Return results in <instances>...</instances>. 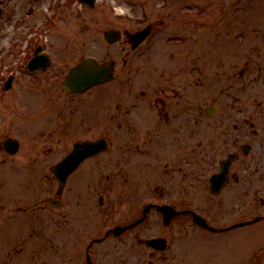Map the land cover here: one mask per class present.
Wrapping results in <instances>:
<instances>
[{"label": "flooded vegetation", "instance_id": "af4514ba", "mask_svg": "<svg viewBox=\"0 0 264 264\" xmlns=\"http://www.w3.org/2000/svg\"><path fill=\"white\" fill-rule=\"evenodd\" d=\"M196 51L195 47H189L184 59H176L170 72L174 81L173 92L161 85L158 88L161 96H154L153 103L135 107L140 109L137 113L139 129L130 127L132 107L123 106L120 101L111 104L109 100V117L122 121L118 126L125 125L131 134L139 130V133L153 136L157 149L141 150L137 157L144 158L146 163L151 158L157 161L160 156L168 157V161L162 163L161 171L163 183L167 187L158 189L161 194H167L169 203L177 209L200 208L203 213L213 215V205L218 195L209 191L207 180L219 168L218 163L228 153L233 154L228 172L230 178L223 190L237 202L233 211L238 212L240 185L254 181L264 183V51L252 50L243 54L242 65L235 63L239 54H231V58L229 54H218L215 73L211 76L208 74L207 49ZM202 101H205V109L201 106ZM208 104L215 105V117L208 116ZM197 137L199 150L202 149L203 141L214 145L222 157L216 160L217 163H195L192 153L196 149L192 141ZM124 146L123 155H126L129 153V143ZM131 161V158L126 160L120 170L113 171L108 167L104 175V191H111L116 182L115 177H120L122 193L133 200L139 198L133 192L138 189L139 179L143 178V163ZM157 164L158 175L160 170ZM96 168L97 163L86 170L79 169L74 175L75 180L92 181ZM75 192L80 193L79 189ZM76 201L79 202V195ZM139 207L141 205L135 202L129 215L139 216ZM184 216L191 217L188 214L177 215L170 227L175 226V223L182 225L181 218ZM170 233L173 236L174 229ZM143 235V225L137 224L131 230L119 234L120 239H107L104 247L106 264H144L146 255V264L149 261L151 264H185L178 256L196 248V245L181 246L177 241L169 240L165 248L156 249L144 246L141 240ZM110 236L112 234L108 233L105 238ZM206 247L213 250L217 248L216 245ZM38 248L41 250L43 246ZM257 254L260 259L264 257V251L259 250Z\"/></svg>", "mask_w": 264, "mask_h": 264}, {"label": "rangeland", "instance_id": "374dc122", "mask_svg": "<svg viewBox=\"0 0 264 264\" xmlns=\"http://www.w3.org/2000/svg\"><path fill=\"white\" fill-rule=\"evenodd\" d=\"M0 1L4 3L3 6L5 9L2 18L0 19V140L10 134H16L22 137L20 151L16 156H13L15 159L37 157L39 160L44 162L52 161L53 159L56 160L58 156L60 157L69 148L71 143V141L69 142L70 139L67 138L63 139V142H58L59 130H67L71 127H80L84 119L87 120L92 115L96 116L102 111V108H99L95 101L97 100L99 94H102L103 96L105 95L104 87H96L81 95L67 96L60 87V74L63 72L65 67L80 56L92 55L97 57L102 62L108 60L109 58H115L118 64H120L124 54H122L120 50V45L106 44L102 37V30L106 27L120 26L123 21V26H135L137 24V19L144 15H148L147 19L150 20L153 18L156 11L155 5H159L160 1L98 0L93 9H88L84 6L81 7L80 4L77 5L81 8L74 6L72 3L69 4L71 6V9H68L69 13L59 15L58 20H56L53 25H48L45 29L49 43L50 38H52V43L54 44L53 65L46 72L35 73L33 75L28 74L27 70L25 71L23 67V62L25 64L28 57L26 56L27 53L22 51L26 43L25 38H20V40H17L16 43L11 46L12 39L7 37L9 35V30L14 17L18 15L19 22L20 17L23 16V14L12 13L14 8H23L25 15L29 4L31 2H35V0ZM184 1H186L188 5L192 6L190 10L191 15L205 16L209 25H230L227 31L224 29L220 31L223 32V36L225 33V37L232 38L239 32L238 31L236 33L231 30L233 27V21L237 19V12L239 11L238 16L241 21V15L244 14V10L247 8L248 3L253 0H208V15H199L197 13L200 9L199 5L201 4L199 1L201 0H181L180 4L183 5ZM46 3L47 0H42L41 3H36L39 7V14L41 15V18L43 15L42 12L45 11ZM252 8L253 13L251 14V18L256 22H260V14L262 13L261 6L259 3H255ZM9 12L11 14H9ZM36 16L32 17L33 20L29 22V26L34 25L38 21V19L35 18ZM123 17L126 18V21L123 20ZM44 27L45 25L43 28ZM240 31L244 32L242 26L240 27ZM212 41H214V39ZM168 46L169 45L166 44V48L164 49H167ZM9 47L11 48L8 51H4ZM144 48L148 47L143 46L141 49ZM67 51L69 53H67ZM157 52H159V50H151L147 52V54L150 58ZM160 53L163 54L165 51ZM137 54L138 52L134 54V60L136 59V56H138ZM160 58L163 59L161 63H165L166 54H163ZM155 59L157 58H154L153 62ZM16 61L17 63L15 64ZM10 73L15 76L13 83L10 89L4 90L2 87L3 81ZM29 85L31 91L40 93L41 96L46 99V101H44L47 102V104H50L53 108V116L50 118V126L46 130H44L43 127L37 129V133L39 132L40 136V139L37 140H32L21 134V129L16 126L18 123L17 119L13 117L19 114V110L14 103V97L18 95L21 96V98L19 96L17 98L19 99L18 102L22 104L21 109L23 110L24 116V110L27 108V105L24 103L22 95L24 90ZM29 96L35 116L33 119L29 118L20 123V126L30 136L35 131V124L37 122L35 118H39V109L36 106L38 100L35 95H25L24 99ZM101 104L102 103L99 100V106H101ZM18 106H20L19 103ZM42 106L44 108L46 103H43ZM49 117L50 114L45 110L40 119L41 123L45 124L48 122L47 119ZM68 123H70V125L65 126ZM89 133L96 134L98 131L96 130L93 132L92 129L85 126L81 129V132L77 136H83ZM46 134L47 137H45ZM77 136L75 135V138ZM5 157V152L0 151V160H6ZM106 157V154L101 155V157L96 159V161L104 163ZM6 158L10 159L8 157ZM8 163L12 164L0 167V194H7L14 201L21 199L26 200L28 203L39 197L42 193V189L40 188L42 181L37 175V170L39 168V166L36 165L37 162L16 160ZM23 163H28L26 168L23 167ZM40 164L41 166H49V163ZM35 180L38 181L37 186H35ZM52 189L53 186L51 187V191ZM9 206L13 207L17 205H14L10 199H7L4 207ZM23 216L24 214L19 218H7L4 230L0 235V264H30L26 260L24 251L20 253V257L10 256V259L7 257L8 251H12L14 249L17 237L19 235H23L27 230L28 224L20 220ZM28 217L29 216H27V218ZM124 218L125 217H123L121 213H117L112 216L111 222L121 223ZM153 218L154 217H151L148 222H153ZM261 226L262 224L258 223L256 225L254 224L232 231L231 235L226 238L227 241H223V246L225 248L222 250L236 249L238 242L246 238L248 242L256 240ZM161 231L162 230H160V232ZM171 239L178 240L176 236L171 237ZM227 253L229 252L226 251V254ZM79 259H83V256H80ZM222 260L223 262H226V258H223ZM210 261H212V259L208 258V262ZM42 263L60 264V259L56 258L53 252H48L47 258H43ZM74 264H77V260L74 261Z\"/></svg>", "mask_w": 264, "mask_h": 264}, {"label": "water", "instance_id": "95a60500", "mask_svg": "<svg viewBox=\"0 0 264 264\" xmlns=\"http://www.w3.org/2000/svg\"><path fill=\"white\" fill-rule=\"evenodd\" d=\"M105 36L108 39V32L105 33ZM110 76V63L98 66L94 59L86 58L83 59L77 66H74L69 70L63 81V86L68 92L82 91L90 85L108 79ZM76 159L77 152L66 158L65 163L62 164L65 171L72 168L74 165L73 162ZM53 169L57 172V167H54Z\"/></svg>", "mask_w": 264, "mask_h": 264}]
</instances>
